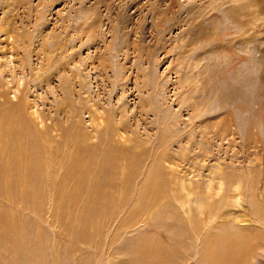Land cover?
I'll return each mask as SVG.
<instances>
[{
    "label": "rangeland",
    "instance_id": "374dc122",
    "mask_svg": "<svg viewBox=\"0 0 264 264\" xmlns=\"http://www.w3.org/2000/svg\"><path fill=\"white\" fill-rule=\"evenodd\" d=\"M0 123V264H264V0H0Z\"/></svg>",
    "mask_w": 264,
    "mask_h": 264
},
{
    "label": "bare ground",
    "instance_id": "6f19581e",
    "mask_svg": "<svg viewBox=\"0 0 264 264\" xmlns=\"http://www.w3.org/2000/svg\"><path fill=\"white\" fill-rule=\"evenodd\" d=\"M173 1V0H172ZM172 4V3H171ZM171 8V7H170ZM151 12H152V10H151ZM153 13V12H152ZM159 13V12H158ZM154 14H156V12L154 13ZM160 15H162L161 13H160ZM159 15V16H160ZM169 20V19H168ZM166 21V20H165ZM164 21H160V23L159 24H157L158 26H160V25H163L164 23H163ZM167 22V21H166ZM163 23V24H162ZM93 25L94 24H91V27H93ZM156 25V26H157ZM162 30V29H161ZM20 90H19V88H17V89H15L14 90V97L17 99L18 97V95H16V93L17 92H19ZM189 101V100H188ZM18 103L19 104H21L22 102H20V101H18ZM195 104V106L196 107H198L197 106V104L196 103H194L193 102V105ZM18 105V104H17ZM11 107V106H10ZM10 107H8V108H10ZM7 108V109H8ZM12 108V107H11ZM30 109L32 112H31V114L29 115L30 117L31 116H33L34 118H37V119H39L40 117H39V114H38V111L37 110H33V106H31V107H29V106H27V109ZM194 110H195V108H194ZM112 120V119H111ZM41 121V120H40ZM106 122V121H105ZM0 125H1V123H0ZM3 126V125H2ZM229 126V125H228ZM230 127V126H229ZM0 132H2V131H0ZM5 133L3 134V135H8V133H9V131L8 130H6V131H4ZM228 132V131H227ZM2 135V134H1ZM234 135V134H233ZM255 135V134H254ZM259 135V134H258ZM23 141V140H22ZM0 142H2L1 140H0ZM40 142H42V141H40ZM19 143V142H18ZM232 143V142H231ZM11 144V143H10ZM12 145V144H11ZM18 145V144H17ZM23 145V144H22ZM21 145V146H22ZM3 147V146H2ZM7 148V147H6ZM36 148V147H35ZM38 148V147H37ZM36 148V149H37ZM16 150V149H15ZM34 151H35V149L34 148H32V150H31V152H29V149H28V147L26 146V148H24V151L23 152H21V153H24L26 156H27V158H28V162L30 163V159L31 158H33V154H34ZM8 153H9V151H7ZM4 153V152H3ZM20 153V154H21ZM0 154H1V152H0ZM114 155V154H113ZM9 157H11V155L9 156ZM8 158V157H7ZM25 160V159H24ZM17 161V160H16ZM31 164V163H30ZM22 164L21 163H17L16 164V166H15V168H13L12 170H10L9 172H7V175H9V178L10 179H12V178H17V176H16V174H15V172H16V169L18 168V167H20ZM27 165H29L28 163H27ZM53 166V165H52ZM23 167V166H22ZM11 168V167H10ZM37 168V167H36ZM49 168H51V167H49ZM33 169V168H32ZM157 170V169H156ZM247 170V169H246ZM38 173H39V171H38ZM30 175H31V172L30 171H27L26 173H24V171L22 172V174H21V177L20 178H22V179H18V180H16V181H19V183H21V181H30V182H32V181H34V178H32V176L30 177ZM41 176V175H40ZM51 177V176H50ZM54 179H55V177H54ZM14 180V179H13ZM13 180L12 181H10V183H8L7 185H6V189L10 192V193H13L14 192V186L13 185H10L11 183H13ZM21 180V181H20ZM23 183V182H22ZM57 184V183H56ZM26 186V185H25ZM36 186V185H35ZM87 186V185H86ZM153 188V187H152ZM155 188V187H154ZM184 190L186 189L185 187L183 188ZM205 189V188H204ZM21 190H22V192L25 194V193H30L31 192V188L30 187H24V186H22L21 187ZM49 190V189H48ZM88 190H89V187H88ZM150 190V189H149ZM78 191V190H77ZM91 191V190H90ZM7 192V191H6ZM156 192V191H155ZM57 193V192H56ZM68 193V192H67ZM7 194V193H6ZM86 195H87V193H85ZM207 194V193H206ZM156 195V194H155ZM172 195V194H171ZM69 196V195H68ZM91 196H93V197H91V200L92 199H94L96 196H94L93 195V193H92V191H91ZM107 196V195H106ZM151 196V195H150ZM158 196V195H157ZM187 196H188V199H187V201L186 200H182V201H180L181 202V204H182V207H183V209L184 210H186V208L189 210V212H192V206L193 205H191V202H192V199H191V196H192V194H191V192L190 191H187ZM52 197V196H51ZM128 197V196H127ZM187 198V197H186ZM34 199V198H33ZM173 200V199H172ZM171 200V201H172ZM13 201V200H12ZM105 201V200H104ZM110 201V200H109ZM179 201V200H178ZM255 201H257L258 203H260L259 202V199H258V196H255ZM51 202H52V200H51ZM82 203V202H81ZM84 203V202H83ZM110 203V202H109ZM57 204V203H56ZM79 204V203H78ZM133 204V203H132ZM255 204H257V203H255ZM52 205H53V202H52ZM63 205V204H62ZM81 205V204H80ZM51 206V205H50ZM57 206V205H56ZM60 206V205H59ZM109 206V205H108ZM63 207V206H62ZM81 207H83V206H81ZM112 207H114V206H112ZM165 207V206H164ZM64 208V207H63ZM84 208L85 209H89V210H94V211H101V209H102V207H101V205H99L98 203H93V204H91V205H84ZM198 208H199V213L201 214V215H204V216H206V217H204L205 219L207 218V215H209L210 214V211H207V212H204V211H202L203 209H210V208H205V206H204V204L203 203H200L199 205H198ZM13 209V208H12ZM51 209H52V206H51ZM81 208H79V210H80ZM118 209V208H117ZM116 209V210H117ZM104 210V209H103ZM163 210V209H162ZM197 210V209H196ZM3 211V210H2ZM83 211H84V209H83ZM83 211H82V213H83ZM229 211V210H228ZM17 212V211H16ZM58 212V211H57ZM61 212H62V210H61ZM73 212V211H72ZM77 212V211H76ZM86 212V211H85ZM87 212H88V210H87ZM140 212V211H139ZM161 213V212H160ZM140 214H142V212L140 213ZM149 214V213H148ZM10 215V214H9ZM21 215V214H20ZM120 215V214H119ZM138 215V214H137ZM187 215V214H186ZM0 216H4L3 215V213H2V215L0 214ZM139 216V215H138ZM145 216V215H144ZM190 216V215H189ZM71 217V216H70ZM142 217V216H141ZM48 218V217H47ZM51 218V217H50ZM59 218V217H58ZM188 218V217H187ZM196 219V218H195ZM51 220V219H50ZM53 220V219H52ZM142 220V219H141ZM8 221V220H7ZM10 221V220H9ZM45 221V220H44ZM214 221V220H213ZM242 221H244V222H246L245 220H242ZM23 222V221H22ZM52 222V221H51ZM215 222V221H214ZM219 222V221H218ZM16 223V222H15ZM53 223V222H52ZM60 223H61V221H60ZM146 223V222H145ZM206 223V222H205ZM129 224V223H128ZM241 224V223H240ZM55 225V224H54ZM53 225V226H54ZM58 225V224H57ZM126 225H127V223H126ZM133 225V224H132ZM168 225V224H167ZM188 225V224H187ZM15 226H17V225H15ZM49 226V225H48ZM128 226V225H127ZM152 226V225H151ZM243 226V225H242ZM65 227V226H64ZM114 227V226H113ZM130 227V226H129ZM129 227H128V229H129ZM135 227V226H134ZM201 227V226H200ZM240 227V226H239ZM58 228H59V226H58ZM122 228V227H121ZM120 228V229H121ZM41 229V228H40ZM54 229V228H53ZM57 229V228H56ZM115 229V228H114ZM120 229H119V231H120ZM159 229V228H158ZM35 230V229H34ZM60 230V229H59ZM118 230V229H117ZM124 231H127V230H124ZM42 232V231H41ZM57 232V231H56ZM69 232V231H68ZM95 232H97V231H95ZM108 232H110V231H108ZM194 232V231H193ZM43 233H44V230H43ZM65 233V232H64ZM113 233V232H112ZM36 234V233H35ZM70 234V233H69ZM95 234V233H94ZM122 234V233H121ZM124 234V233H123ZM194 234H195V232H194ZM25 235V234H24ZM27 235V234H26ZM43 235V234H42ZM76 235V234H75ZM91 235V234H90ZM112 235V234H111ZM37 236V235H36ZM64 236V235H63ZM119 236H120V234H119ZM8 237V236H7ZM55 237V236H54ZM97 237V236H96ZM184 237V236H183ZM196 237V236H195ZM241 236H240V234H238V236L236 237V238H240ZM80 238V237H79ZM105 238V237H104ZM107 238V237H106ZM106 238H105V240H106ZM117 238H119V237H117ZM40 239V238H39ZM81 239V238H80ZM114 239V238H113ZM10 240V239H9ZM24 240V239H23ZM29 240V239H28ZM56 240V239H55ZM86 240V239H85ZM97 240V239H96ZM116 240V239H115ZM59 241V240H58ZM81 241V240H80ZM87 241V240H86ZM90 241H92V240H90ZM111 241H112V239H111ZM16 242V241H15ZM23 242V241H22ZM22 242H20V243H22ZM24 242H25V240H24ZM75 242V241H74ZM88 242V241H87ZM105 242V241H104ZM107 242V241H106ZM31 243V242H30ZM29 243V244H30ZM33 243V242H32ZM83 243H85V242H83ZM91 243V242H90ZM101 243H102V241H101ZM110 243V242H109ZM108 243V244H109ZM60 244H61V242H60ZM59 244V245H60ZM77 244V243H76ZM86 244V243H85ZM88 244V243H87ZM166 244V243H165ZM31 245V244H30ZM57 245V244H56ZM83 245V244H82ZM103 245V244H102ZM55 246V245H54ZM73 246L75 247V244H73ZM85 246V245H84ZM101 246V245H100ZM158 246V245H157ZM58 247V246H57ZM99 247V246H98ZM81 248V247H80ZM33 249V248H32ZM46 249V248H45ZM44 249V250H45ZM49 249V248H48ZM77 249H79V248H77ZM90 249V248H89ZM101 249H103V248H101ZM111 249V248H110ZM109 249V250H110ZM43 250V249H42ZM71 250V249H70ZM69 250V251H70ZM86 250V249H85ZM92 250V249H91ZM96 250V249H95ZM94 250V251H95ZM76 251V250H75ZM93 251V252H94ZM100 251V250H99ZM262 251H264V250H262ZM68 252V251H67ZM70 252H72V251H70ZM70 252H68V253H70ZM92 252V251H91ZM155 252V251H154ZM57 252L55 251V254H56ZM76 253V252H75ZM78 253V252H77ZM98 253H100V252H98ZM102 253V252H101ZM107 253H109V252H107ZM263 253V252H262ZM109 254H111V252L109 253ZM159 254V253H158ZM157 254V255H158ZM259 254V252H258V249H251V251H250V253H249V255H250V257H249V259H253L254 260V257L256 256V255H258ZM264 254V253H263ZM105 255V254H104ZM244 255V254H243ZM57 256H58V254H57ZM65 256H68V255H65ZM64 256V257H65ZM110 256V255H109ZM161 256V255H160ZM59 258H60V256H58ZM80 257V256H79ZM163 257V256H162ZM68 258V257H67ZM77 258V257H76ZM155 260V259H154ZM164 260V259H163ZM96 261V260H95ZM99 261V260H98ZM29 262V264H33L32 262H30V261H28ZM75 262V261H74ZM97 262V261H96ZM247 262V261H246ZM185 263V262H184ZM187 263V262H186ZM54 264H56V262L54 263ZM60 264V263H59ZM182 264V263H181Z\"/></svg>",
    "mask_w": 264,
    "mask_h": 264
}]
</instances>
